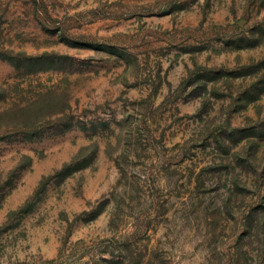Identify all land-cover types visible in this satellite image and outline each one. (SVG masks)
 Listing matches in <instances>:
<instances>
[{
	"label": "rangeland",
	"instance_id": "1",
	"mask_svg": "<svg viewBox=\"0 0 264 264\" xmlns=\"http://www.w3.org/2000/svg\"><path fill=\"white\" fill-rule=\"evenodd\" d=\"M0 264H264V0H0Z\"/></svg>",
	"mask_w": 264,
	"mask_h": 264
}]
</instances>
